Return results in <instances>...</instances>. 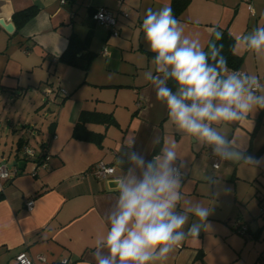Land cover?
<instances>
[{
	"label": "crops",
	"instance_id": "1",
	"mask_svg": "<svg viewBox=\"0 0 264 264\" xmlns=\"http://www.w3.org/2000/svg\"><path fill=\"white\" fill-rule=\"evenodd\" d=\"M170 4L171 0H66L64 4L61 0H0V19L14 25L11 33L0 26V96L17 97L26 89L24 82L34 88L37 79L50 85L44 84V92L46 88L52 90L48 93L52 94V106L43 105L52 117L50 132L39 148L28 146L30 126L16 117V125L22 128L14 134L20 136H7L3 143L10 140V148L0 149V162H25L10 166L16 172L0 180V264H15L19 252H25L33 264H96L93 244L108 227V215L118 197L115 180L125 174L140 175L130 160L131 153L152 159L171 142L177 157L184 161L183 200L177 210L200 203L210 209V215L207 227L198 236H186L163 264H264V192L256 186V213L250 220L243 212L234 214L233 205L241 199L235 184L244 177L238 170L240 164L221 162L213 168L209 148L176 130L166 107L157 100L153 84L145 78L149 71L156 73L153 55L147 62L140 60L141 54L150 51L143 19L149 8L158 11ZM31 5H36V14L15 32L13 13ZM98 7L107 8L116 17L118 35L110 33L108 25L93 21ZM177 19L184 25L185 34H198L206 51L220 27L226 26L236 40L264 26V0H188ZM72 32L85 37L89 49L99 54L86 75L81 68L56 60ZM103 47L105 53L101 52ZM234 49L243 57L240 69L257 75L264 83V52L245 51L236 42ZM83 110L113 116L114 123H86L88 129L104 134L101 145L73 137ZM262 124L264 113L257 110L242 122L214 126L258 159L264 156V151L254 156L259 145H264L255 143ZM9 128L13 131L11 125ZM132 136L135 147H123ZM19 146L35 151L38 167L34 175L35 162L25 157ZM180 160L175 166L179 167ZM98 161L113 165V174L96 179L91 168ZM257 166L264 173V165ZM207 177L212 178L211 184ZM28 199H33L31 210L26 207ZM196 219L189 214V225ZM238 220L247 224V234L235 231ZM199 253L202 258H197Z\"/></svg>",
	"mask_w": 264,
	"mask_h": 264
},
{
	"label": "clouds",
	"instance_id": "2",
	"mask_svg": "<svg viewBox=\"0 0 264 264\" xmlns=\"http://www.w3.org/2000/svg\"><path fill=\"white\" fill-rule=\"evenodd\" d=\"M142 30L155 54L156 74L149 71L145 78L153 84L176 130L210 148L218 161L214 168L221 162L255 167L258 161L245 154L244 146L214 125L242 122L264 110L260 78L230 70L221 55L222 46L210 44L205 51L198 34H185L171 6L158 11L149 8ZM215 37L221 39V33L215 32ZM236 45L256 54L264 52V26L237 37ZM125 146L134 148L135 137L126 139ZM130 160L140 175L125 174L115 180L118 197L108 215V227L93 244L96 264H163L186 236H198L207 227L209 208L196 203L177 210L183 200L184 161L177 157L174 144L163 146L152 159L133 151ZM207 180L213 182L211 177ZM189 214L197 218L191 225Z\"/></svg>",
	"mask_w": 264,
	"mask_h": 264
},
{
	"label": "rangeland",
	"instance_id": "3",
	"mask_svg": "<svg viewBox=\"0 0 264 264\" xmlns=\"http://www.w3.org/2000/svg\"><path fill=\"white\" fill-rule=\"evenodd\" d=\"M121 37L123 38L122 33L120 34V38ZM98 55L99 54H97L96 58L99 57ZM141 55H142L141 56L142 58L140 59L141 62H147L149 56H147L146 54L144 55L141 54ZM100 59L102 60V58ZM152 61L153 60H151V62ZM152 65L154 64L152 63ZM37 76L38 74L34 76V79H36ZM51 78L53 79L54 77ZM38 80L39 79H37L34 88H32L31 86L28 87L26 85L27 83L24 82L26 89L25 91L21 90L19 96L17 97H14V94H8V95H13L11 99H9L5 94L0 96V114L2 115V117L0 116L1 117L0 118V149H4L5 146L7 145L9 146L8 148H10L11 145L10 140H7L8 143L6 145L3 143L7 136H10L12 138H17L20 136V133L14 134V132H19L20 129L22 128V125H16L17 123L16 117L19 119L22 118V120L27 121L28 123H26V126L27 125L30 126V128L27 129L29 135L26 136L28 137V141H27L29 142L28 146L38 149L41 140L45 141L46 138L48 137L50 132V123L52 121V117L50 113L47 114L46 107H44L43 105L44 104L46 105L48 103L49 104L48 107L52 106L49 103L50 99L52 98L51 96L52 94H48L43 90L46 86H50V85L45 84L44 82L40 84V81ZM41 80L43 81L46 79L45 77H42ZM32 91H34V93H32ZM7 115L9 120L6 119ZM10 125L13 128V131L9 128ZM225 135H229V134L226 133ZM258 142H264V124H262V127L256 136L255 143L258 144ZM12 143L15 145L16 141L15 143L12 141ZM172 144L173 143L171 142V145ZM259 144H264V143H259ZM246 155L250 156V154H246ZM254 159L258 161V163L264 165V156L258 159L256 158ZM257 165L253 167L251 165L240 164L238 170L244 177H240V179H238V183L235 184V187L237 186L236 190L238 191V194L240 195L241 199H238L236 204L233 205L234 209L232 210V212L236 215L240 212H243L247 217H250L248 220L251 219V214H253V212L256 213V210L253 208L254 206H256L258 200V198L254 196L256 192L255 189L256 186L260 187L262 192H264V173H260V171L257 170L258 169ZM233 206H231V209L233 208Z\"/></svg>",
	"mask_w": 264,
	"mask_h": 264
},
{
	"label": "trees",
	"instance_id": "4",
	"mask_svg": "<svg viewBox=\"0 0 264 264\" xmlns=\"http://www.w3.org/2000/svg\"><path fill=\"white\" fill-rule=\"evenodd\" d=\"M70 2V0H68ZM188 0H171V8L175 17L177 18L180 12L187 6ZM97 9V8H96ZM95 9V10H96ZM37 12L36 5H31L19 11H16L12 15V20L15 24V32L19 30V28L32 16H34ZM95 12V11H94ZM93 16V15H92ZM97 22L96 20H93ZM117 25V24H116ZM118 30V29H117ZM111 31V30H110ZM221 33V39L217 40L214 36L208 43L215 44L217 47L222 46L221 55L226 59L228 68L230 70H240L241 65L243 63V57L236 53L234 47L236 40L231 36L226 26L220 27L218 30ZM111 33V32H110ZM208 46L206 51H208ZM148 56L155 55L150 51H146ZM96 54L89 49L88 40L85 37H80L75 32H72L68 37V43L64 51L61 55L56 59L59 62H62L67 65L79 67L84 71L86 75ZM170 86L175 88L174 85ZM261 113H264V110H261ZM260 113L257 119V124L260 125ZM88 122H96V123H114L113 116L109 113H102L98 111L91 110H83L78 117L76 124L74 125L72 135L78 139L90 140L94 141L98 145H101L103 140V133L94 132L86 127V123ZM160 144H157L154 153L156 154L159 151ZM20 148L22 146H19ZM18 147V150L20 148ZM264 151V145L260 146L254 153V156L261 154ZM249 151H246L245 154H249ZM40 162V161H38ZM236 230V226L234 227ZM202 253L197 254V258H202Z\"/></svg>",
	"mask_w": 264,
	"mask_h": 264
},
{
	"label": "built area",
	"instance_id": "5",
	"mask_svg": "<svg viewBox=\"0 0 264 264\" xmlns=\"http://www.w3.org/2000/svg\"><path fill=\"white\" fill-rule=\"evenodd\" d=\"M66 0H61V3L64 4ZM126 15V13H125ZM92 18L96 20L97 22L103 23L108 25L111 28V33L113 35H118V30L116 28L117 24V19L113 15L111 11H109L105 7H98L95 12L93 13ZM102 53L106 52V47H103L101 50ZM243 72L241 69L239 70ZM46 93H52V90L50 88L45 89ZM20 152L27 158L32 159L35 162V165L32 169L31 174L36 173V168L38 167L37 163V155L35 151L28 147V146H22L20 149ZM209 155L212 160V167L214 163H217V159L211 155V149L209 148ZM220 165V164H219ZM215 167L217 169L219 167ZM177 167V166H176ZM214 168V167H213ZM16 168L10 167L7 163L5 162H0V180L1 179H8L11 177L16 172ZM114 172V167L113 165L107 164L103 161H98L96 162L93 167L91 168V174L96 178V179H104L108 177L109 175L113 174ZM184 177V174H183ZM26 207L27 209L31 210L33 208V199H28L26 202ZM236 230L240 232L241 234H247V224L241 220H238L235 223ZM40 259H44L42 256H39ZM15 264H33L32 259L25 253V252H19L15 256Z\"/></svg>",
	"mask_w": 264,
	"mask_h": 264
},
{
	"label": "water",
	"instance_id": "6",
	"mask_svg": "<svg viewBox=\"0 0 264 264\" xmlns=\"http://www.w3.org/2000/svg\"><path fill=\"white\" fill-rule=\"evenodd\" d=\"M0 26L7 32L11 33L14 31V25L12 22H6L4 19H0ZM20 163L24 164V161H12V163L8 164L9 166L20 165Z\"/></svg>",
	"mask_w": 264,
	"mask_h": 264
}]
</instances>
